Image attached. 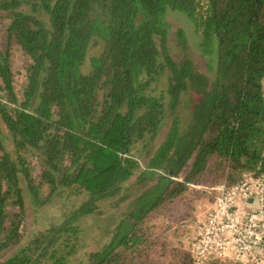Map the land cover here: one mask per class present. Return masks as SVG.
I'll use <instances>...</instances> for the list:
<instances>
[{"label": "trees", "instance_id": "16d2710c", "mask_svg": "<svg viewBox=\"0 0 264 264\" xmlns=\"http://www.w3.org/2000/svg\"><path fill=\"white\" fill-rule=\"evenodd\" d=\"M169 10L192 20L197 53ZM0 120V264H71L74 221L107 196L125 216L87 264H194L154 221L190 184L264 171V0H0ZM68 195L89 199L29 227V208Z\"/></svg>", "mask_w": 264, "mask_h": 264}, {"label": "rangeland", "instance_id": "374dc122", "mask_svg": "<svg viewBox=\"0 0 264 264\" xmlns=\"http://www.w3.org/2000/svg\"><path fill=\"white\" fill-rule=\"evenodd\" d=\"M169 16L172 21L184 26L188 44L193 53H197L199 51L198 47L201 35L196 31L190 17L179 10H169ZM178 42V39L173 35L171 39V49L174 56L183 55L184 53L182 48L179 47ZM100 50L101 45L92 46L89 50L88 58L92 55L98 54ZM21 65V60L15 58V72L20 71L19 73L16 72L17 74L15 76L18 88H20V85L24 80ZM201 68L204 70L205 67H203V64ZM88 69L89 65H85V71H88ZM192 95L193 93H189L184 97V103L181 107V113L183 114V127H186L188 124L190 116L189 101L191 100ZM0 125L4 128L1 120ZM163 133H165V130ZM7 147L9 148V145H7ZM204 188L205 187L202 188L201 184H190L191 191L186 195L184 201L178 205V214L172 218L166 217L154 221V224L157 226V233L164 236L171 245L182 246V248L187 250V240L193 235L199 222L204 219L208 210L214 207L215 191H211L212 187L207 189ZM195 191H198L197 194H194ZM133 195L134 194H132V196ZM118 197L119 196H107L106 198L97 201V209L91 213L83 214L80 218L74 221L80 228V249L75 255L70 257L71 264H87V255L89 252L101 250L104 245L111 242L116 233L117 225L124 218L123 216H125V210L127 208V201L125 203H120L118 206L114 204ZM88 199L89 196L83 195L78 197L72 195L65 197L58 196L53 198L45 207L41 208L42 211H40L41 209L39 211H34L33 208H29L27 214L29 227H31L36 221L41 224H39L41 229L47 228L50 223L63 222L84 202L88 201ZM122 229L124 228L120 229L121 232ZM201 264L212 263L204 262ZM224 264L235 263L224 262Z\"/></svg>", "mask_w": 264, "mask_h": 264}, {"label": "built area", "instance_id": "2783aa9c", "mask_svg": "<svg viewBox=\"0 0 264 264\" xmlns=\"http://www.w3.org/2000/svg\"><path fill=\"white\" fill-rule=\"evenodd\" d=\"M208 210L187 240L194 264L211 259L236 264H264V171L222 182Z\"/></svg>", "mask_w": 264, "mask_h": 264}]
</instances>
